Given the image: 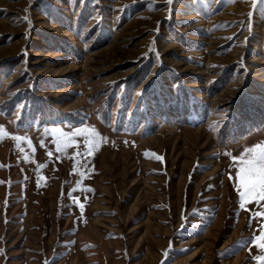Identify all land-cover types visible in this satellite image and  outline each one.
<instances>
[{
	"label": "rangeland",
	"instance_id": "374dc122",
	"mask_svg": "<svg viewBox=\"0 0 264 264\" xmlns=\"http://www.w3.org/2000/svg\"><path fill=\"white\" fill-rule=\"evenodd\" d=\"M0 126V264H264L259 0H0Z\"/></svg>",
	"mask_w": 264,
	"mask_h": 264
},
{
	"label": "snow or ice",
	"instance_id": "6c2138e0",
	"mask_svg": "<svg viewBox=\"0 0 264 264\" xmlns=\"http://www.w3.org/2000/svg\"><path fill=\"white\" fill-rule=\"evenodd\" d=\"M172 2L173 0H168L169 4ZM259 3L264 4V0H259ZM2 132L3 127L0 126V133ZM246 152L253 153L251 158L245 159L243 156L240 158L233 157L234 160L239 159L241 165H243L235 174L240 182L241 191L239 192V196L241 208L244 207L246 202H251L252 198H256L257 203L260 200H264V148L256 145L252 149H246ZM245 197H249L250 199L246 200ZM80 207L83 209V204H80ZM257 215H264V213H257Z\"/></svg>",
	"mask_w": 264,
	"mask_h": 264
}]
</instances>
